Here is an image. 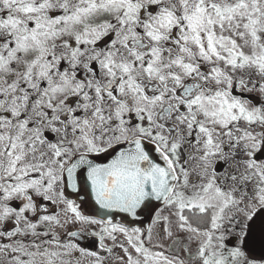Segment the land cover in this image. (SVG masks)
Listing matches in <instances>:
<instances>
[{
	"label": "snow or ice",
	"instance_id": "6c2138e0",
	"mask_svg": "<svg viewBox=\"0 0 264 264\" xmlns=\"http://www.w3.org/2000/svg\"><path fill=\"white\" fill-rule=\"evenodd\" d=\"M0 264H264V0H0Z\"/></svg>",
	"mask_w": 264,
	"mask_h": 264
}]
</instances>
